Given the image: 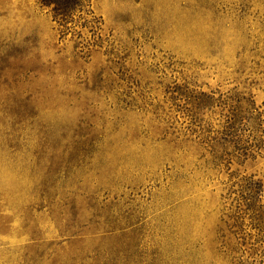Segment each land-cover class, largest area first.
Listing matches in <instances>:
<instances>
[{
    "label": "rangeland",
    "instance_id": "374dc122",
    "mask_svg": "<svg viewBox=\"0 0 264 264\" xmlns=\"http://www.w3.org/2000/svg\"><path fill=\"white\" fill-rule=\"evenodd\" d=\"M0 264H264V0H0Z\"/></svg>",
    "mask_w": 264,
    "mask_h": 264
},
{
    "label": "trees",
    "instance_id": "16d2710c",
    "mask_svg": "<svg viewBox=\"0 0 264 264\" xmlns=\"http://www.w3.org/2000/svg\"><path fill=\"white\" fill-rule=\"evenodd\" d=\"M50 8L53 20L63 26L75 13L87 8L90 0H39Z\"/></svg>",
    "mask_w": 264,
    "mask_h": 264
}]
</instances>
